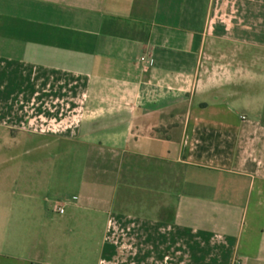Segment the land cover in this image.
Instances as JSON below:
<instances>
[{
  "label": "crops",
  "instance_id": "1",
  "mask_svg": "<svg viewBox=\"0 0 264 264\" xmlns=\"http://www.w3.org/2000/svg\"><path fill=\"white\" fill-rule=\"evenodd\" d=\"M0 264H264V0H0Z\"/></svg>",
  "mask_w": 264,
  "mask_h": 264
},
{
  "label": "built area",
  "instance_id": "2",
  "mask_svg": "<svg viewBox=\"0 0 264 264\" xmlns=\"http://www.w3.org/2000/svg\"><path fill=\"white\" fill-rule=\"evenodd\" d=\"M145 58H146L145 55H143V56L141 57L142 60H144ZM57 211H58L59 213H63V212H64V208L61 207V206H58V207H57Z\"/></svg>",
  "mask_w": 264,
  "mask_h": 264
}]
</instances>
